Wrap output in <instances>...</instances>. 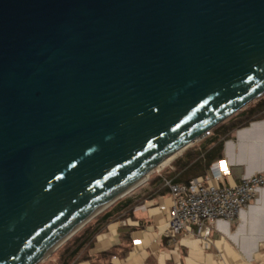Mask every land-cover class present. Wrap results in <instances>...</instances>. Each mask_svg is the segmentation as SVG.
Returning a JSON list of instances; mask_svg holds the SVG:
<instances>
[{
    "label": "water",
    "instance_id": "obj_1",
    "mask_svg": "<svg viewBox=\"0 0 264 264\" xmlns=\"http://www.w3.org/2000/svg\"><path fill=\"white\" fill-rule=\"evenodd\" d=\"M264 96V0H0V264H39Z\"/></svg>",
    "mask_w": 264,
    "mask_h": 264
},
{
    "label": "crops",
    "instance_id": "obj_2",
    "mask_svg": "<svg viewBox=\"0 0 264 264\" xmlns=\"http://www.w3.org/2000/svg\"><path fill=\"white\" fill-rule=\"evenodd\" d=\"M220 160L231 170L227 186L264 174V119L234 131L224 141ZM150 191L108 208L109 221L71 264H264V188L238 218L215 224L208 248L192 236L166 237L169 191L164 195Z\"/></svg>",
    "mask_w": 264,
    "mask_h": 264
},
{
    "label": "built area",
    "instance_id": "obj_3",
    "mask_svg": "<svg viewBox=\"0 0 264 264\" xmlns=\"http://www.w3.org/2000/svg\"><path fill=\"white\" fill-rule=\"evenodd\" d=\"M210 134L211 130L202 138ZM230 175L229 165L219 160L210 165L205 177H197L188 184L164 180L163 186L171 198L164 235L171 239L192 236L208 248L212 244L211 233L215 224L238 218L264 188L263 173L243 177L238 183L227 186L224 182Z\"/></svg>",
    "mask_w": 264,
    "mask_h": 264
},
{
    "label": "trees",
    "instance_id": "obj_4",
    "mask_svg": "<svg viewBox=\"0 0 264 264\" xmlns=\"http://www.w3.org/2000/svg\"><path fill=\"white\" fill-rule=\"evenodd\" d=\"M262 119H264V97L247 106L226 122L213 128L210 136L206 137L198 147L190 148L184 152L181 158L173 162L175 172L170 174L167 179L173 183L188 184L197 177H205L210 165L222 158L224 141L230 139L234 131ZM163 183V178H158L152 183L161 195L168 193V189L163 186ZM120 202L122 200L116 202L115 205ZM110 212L106 210L95 217L90 226H86L80 234L68 241L59 253L58 263L71 264L80 252L85 251L92 244L94 237L100 232L102 226L109 221ZM112 255V252L108 253V256Z\"/></svg>",
    "mask_w": 264,
    "mask_h": 264
},
{
    "label": "rangeland",
    "instance_id": "obj_5",
    "mask_svg": "<svg viewBox=\"0 0 264 264\" xmlns=\"http://www.w3.org/2000/svg\"><path fill=\"white\" fill-rule=\"evenodd\" d=\"M262 97H264V96H262ZM261 97V98H262ZM257 101V100H256ZM255 103V101H253L252 103H250L249 105H251V104H254ZM249 105H247V106H249ZM246 106V107H247ZM245 107V108H246ZM243 110V109H242ZM241 110V111H242ZM237 114V113H236ZM235 114V115H236ZM226 122V121H225ZM205 138H202V139H200V140H198L196 143H194L193 145H191L188 149H186L185 151H183L182 153H181V155H179V153H178V156L174 159V160H170L169 162H164L161 166L162 167H160L159 169L157 168V169H155L152 173H150L149 174V176H148V178H147V180L144 182V183H142L140 186H138L136 189H134L131 193H129L128 195H126L125 197H123V198H121V199H119L118 201H120V200H125L126 198H128L129 196H132L133 194H136V193H138V192H140V191H142V190H151L150 191V193H154V192H157V190H156V188L152 185V183L154 182V181H156L158 178H166L167 179V177H169L170 176V174H173L175 171H174V168H173V162L175 161V160H177L178 158H181V156H182V154L184 153V152H186L187 150H189L190 148H195V147H198L199 146V144L204 140ZM168 180V179H167ZM117 201V202H118ZM116 203V202H115ZM114 203V204H115ZM110 208V207H109ZM107 210V209H106ZM105 210V211H106ZM104 211V212H105ZM103 213V212H102ZM102 213H100V214H102ZM99 214V215H100ZM99 215H97V216H99ZM96 216V217H97ZM93 221H94V218L88 223V224H86L83 228H81L74 236H77L78 234H80L85 228H86V226H90L92 223H93ZM74 236H72L68 241H70ZM68 241H66L62 246H60L54 253H52L51 254V256H49V257H47V259H45V260H43L41 263H39V264H59L58 263V256H59V253L61 252V250H62V248L64 247V245L68 242Z\"/></svg>",
    "mask_w": 264,
    "mask_h": 264
},
{
    "label": "bare ground",
    "instance_id": "obj_6",
    "mask_svg": "<svg viewBox=\"0 0 264 264\" xmlns=\"http://www.w3.org/2000/svg\"><path fill=\"white\" fill-rule=\"evenodd\" d=\"M179 154H180V153H179ZM176 155L178 156V153H175L172 157H170L169 159H167L165 162H169L170 160H171V161L174 160V159L177 157ZM175 156H176V157H175ZM174 157H175V158H174ZM162 164H163V163H162ZM162 164H161V165H162ZM161 165L158 166L157 168L159 169L160 167H162ZM157 168H156V169H157Z\"/></svg>",
    "mask_w": 264,
    "mask_h": 264
}]
</instances>
